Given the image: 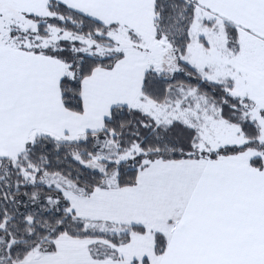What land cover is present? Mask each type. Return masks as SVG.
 Masks as SVG:
<instances>
[{"label":"snow or ice","instance_id":"6c2138e0","mask_svg":"<svg viewBox=\"0 0 264 264\" xmlns=\"http://www.w3.org/2000/svg\"><path fill=\"white\" fill-rule=\"evenodd\" d=\"M0 264H264V0H0Z\"/></svg>","mask_w":264,"mask_h":264}]
</instances>
